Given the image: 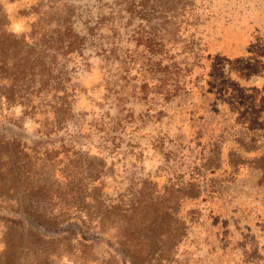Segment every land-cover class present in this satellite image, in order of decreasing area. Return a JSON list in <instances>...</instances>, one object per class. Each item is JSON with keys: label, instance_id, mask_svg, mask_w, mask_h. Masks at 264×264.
<instances>
[{"label": "rangeland", "instance_id": "obj_1", "mask_svg": "<svg viewBox=\"0 0 264 264\" xmlns=\"http://www.w3.org/2000/svg\"><path fill=\"white\" fill-rule=\"evenodd\" d=\"M0 264H264V0H0Z\"/></svg>", "mask_w": 264, "mask_h": 264}]
</instances>
